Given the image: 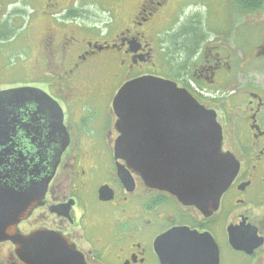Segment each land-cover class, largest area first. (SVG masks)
Returning <instances> with one entry per match:
<instances>
[{
	"label": "flooded vegetation",
	"instance_id": "obj_1",
	"mask_svg": "<svg viewBox=\"0 0 264 264\" xmlns=\"http://www.w3.org/2000/svg\"><path fill=\"white\" fill-rule=\"evenodd\" d=\"M35 1L0 0V57L19 50L26 59L24 79L0 91L44 92L63 128L33 100L9 108L13 132L5 147L0 137V151L9 149L19 187L39 198L16 231L67 239L86 264H264V24L249 54L232 1L137 0L126 13L102 8L103 22L81 6ZM142 77L173 83L214 114L221 151L237 163L216 207L201 211L151 189L115 158L114 97ZM93 97L106 105L104 118L85 111ZM153 133L144 151L176 152L172 117L160 116ZM15 249L0 241V264H22Z\"/></svg>",
	"mask_w": 264,
	"mask_h": 264
},
{
	"label": "water",
	"instance_id": "obj_2",
	"mask_svg": "<svg viewBox=\"0 0 264 264\" xmlns=\"http://www.w3.org/2000/svg\"><path fill=\"white\" fill-rule=\"evenodd\" d=\"M27 99L39 107L50 108L55 124L63 128L61 111L44 92L35 89L1 91L3 147L9 143L14 126V115L9 108L15 102L22 103ZM113 109L120 134L114 145L116 159L123 160L151 189L166 191L181 203L201 211L216 207L236 174L237 163L221 151L220 129L212 112L173 83L154 77L125 83L114 97ZM160 116L172 117L176 124L179 144L172 155L144 151L152 142ZM149 133L153 134L150 136ZM8 153L6 148L0 151V241L14 243L22 264H86L67 239L41 231L28 235L16 231L17 223L28 216L39 198L35 199L29 188L19 187L20 181L13 178L14 170L7 161Z\"/></svg>",
	"mask_w": 264,
	"mask_h": 264
},
{
	"label": "rangeland",
	"instance_id": "obj_3",
	"mask_svg": "<svg viewBox=\"0 0 264 264\" xmlns=\"http://www.w3.org/2000/svg\"><path fill=\"white\" fill-rule=\"evenodd\" d=\"M63 5L69 4V5H76L77 7L81 6L80 8H82V11H86V14L88 15H93L96 16L97 18L99 17V20L102 21L108 17V12L104 11L103 9H107L110 8L111 6H113V8H115L114 10H122L123 12H128L131 11L133 8L136 7L137 0H122L121 2H114L112 3L111 0H60ZM232 0H226V5H230ZM23 0H21V3L19 2V7L23 5ZM31 2H33V0H31ZM70 2V3H68ZM34 3L35 6L39 5L40 3L35 1ZM41 8V6H40ZM103 8V9H102ZM209 9V8H208ZM207 9V10H208ZM214 9L213 7V3H210V10ZM203 12H206V10H203ZM228 12V9H227ZM241 13V17H240V26H242L241 31H242V36L243 37H248V44H246V49L249 52V54L252 52L253 50V46L256 42H258L260 40V31H261V27L264 24V8L262 10H260L258 13ZM32 16V12L27 11L26 13V17L24 19L25 23H28V21L30 20V18ZM210 18L212 19V21L215 22V16H210ZM228 18H232L229 15V12L227 13V17L225 16V20L226 22L229 21ZM103 22V21H102ZM255 22L257 27L253 26V23ZM40 25V24H39ZM37 24V27H35V33L34 35H39L41 32V28ZM99 26V30L102 31L104 25L101 24V22L98 23ZM249 26L251 28H249ZM250 30H249V29ZM259 31V33H255L256 31ZM244 42V40H242V43ZM17 49H19V44L17 45ZM16 49V50H17ZM108 53V52H106ZM106 54H102L101 56L98 57V61L102 62L105 61L106 62ZM26 64V59L24 57V55L22 53L19 52V50L9 56H1L0 57V83L2 84H10L13 82H21L24 79L23 76V70ZM103 73L106 74V71H103ZM91 108H85V111H87L92 117L97 118V119H101L104 118L106 116L107 113V107L106 105L104 106L96 97L92 98V102H91Z\"/></svg>",
	"mask_w": 264,
	"mask_h": 264
},
{
	"label": "trees",
	"instance_id": "obj_4",
	"mask_svg": "<svg viewBox=\"0 0 264 264\" xmlns=\"http://www.w3.org/2000/svg\"><path fill=\"white\" fill-rule=\"evenodd\" d=\"M232 2L238 6L240 12L248 14L264 8V0H232Z\"/></svg>",
	"mask_w": 264,
	"mask_h": 264
},
{
	"label": "snow or ice",
	"instance_id": "obj_5",
	"mask_svg": "<svg viewBox=\"0 0 264 264\" xmlns=\"http://www.w3.org/2000/svg\"><path fill=\"white\" fill-rule=\"evenodd\" d=\"M176 242H177V243H182L183 241H181V240L178 239Z\"/></svg>",
	"mask_w": 264,
	"mask_h": 264
}]
</instances>
